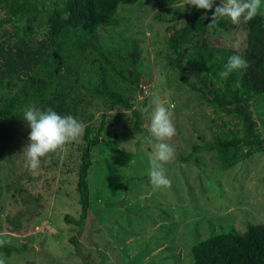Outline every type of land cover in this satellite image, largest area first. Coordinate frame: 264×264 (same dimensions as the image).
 Returning a JSON list of instances; mask_svg holds the SVG:
<instances>
[{"label": "rangeland", "instance_id": "374dc122", "mask_svg": "<svg viewBox=\"0 0 264 264\" xmlns=\"http://www.w3.org/2000/svg\"><path fill=\"white\" fill-rule=\"evenodd\" d=\"M220 3L215 0L212 12L187 5L186 0L121 5L120 25L97 32L107 58V63L101 61L104 82L93 73L92 62L101 57L91 51L82 61L79 77L67 69L54 78L64 86L66 98L65 113L60 115H72L89 127L104 121L118 134L116 149L99 145L92 150L89 218L81 234L64 217L77 220L80 213L76 180L82 138L45 158L32 172L23 154L30 143V127L0 119V239L6 241L2 246L25 248L9 257L0 254L5 264H192L189 249L194 242L228 226L243 232L248 224L264 225V151L229 170L221 168L208 147L214 130L228 118L214 114L181 81L173 67L175 55L166 48L170 35L195 15L211 19ZM58 8L54 0H0V41L3 34L20 36L15 35L19 42L0 50V104L26 79L24 72L16 76L7 71L2 52L34 50L39 57L25 71L43 75L36 66L50 47L45 43L53 35L49 22ZM260 14L264 16V7ZM223 19V28L196 33L194 43L244 51L247 23L233 25ZM132 41L141 47L138 86L127 81L128 68L134 70ZM186 76L195 82L192 70H186ZM103 87L121 93L130 108L96 96L94 91ZM75 93L80 102L72 110ZM157 96L172 114L176 135L170 141L175 157L165 165L171 187L153 191L147 159L153 140L146 126L151 109L149 113L143 109ZM29 103L28 107L39 104L36 99ZM251 111L264 140V95L251 102ZM136 116L139 131L134 130ZM194 146L199 150L194 152ZM71 237L77 238L82 257L69 242Z\"/></svg>", "mask_w": 264, "mask_h": 264}, {"label": "trees", "instance_id": "16d2710c", "mask_svg": "<svg viewBox=\"0 0 264 264\" xmlns=\"http://www.w3.org/2000/svg\"><path fill=\"white\" fill-rule=\"evenodd\" d=\"M54 2L60 8L57 13L54 12V20L49 22L53 35L50 36L51 41L45 43L50 44V47L36 66V70L42 71L43 75H28L25 71L30 66L29 63L39 57L34 50L2 52V55L6 54L4 65L7 71L16 76L24 72L26 79L21 84V89L13 94L9 93L11 96L7 95L2 99L0 119L10 120L16 124H27L23 117L24 110L29 106V102L35 99L39 104L34 105L40 109L47 110L51 107L58 114H64L66 106L64 86L61 87L54 78L67 73V69L75 77H79L83 67L82 61L88 51L100 55V59L92 62L96 66L93 73L104 82L101 61L107 63V58L101 51L98 29L120 25L118 8L121 5H134L140 0H54ZM210 23V18L195 15L190 22L169 36L166 48L175 55L173 67L178 69L181 81L187 84L191 91L197 93L214 114L228 118V122L214 130L213 141L208 149L215 152L221 168L229 170L264 151V140L251 111V102L256 97L264 95V16L258 14L247 22L246 47L242 52L213 48L205 43L195 44L194 35L209 29ZM224 23L225 20L220 19L212 31L223 28ZM15 35L20 37L16 33L9 36L3 34L0 50L7 49L14 41L19 42ZM186 49L188 51L185 53ZM232 55H241L245 58L249 68L244 71H233L226 79H221L219 73L224 70ZM130 56V64L134 70L128 68L127 81L130 85L138 86L140 80L136 67L140 63L141 47L136 41H132ZM52 68L54 69L49 75L47 71ZM186 70H192L195 82L188 81ZM94 94L100 98H107L125 109L130 108L129 101L124 99L121 93L110 92L103 87L96 89ZM73 102L72 110H76L80 102L79 93H75ZM140 126L139 118L136 116L134 130L139 131ZM82 140L84 147L80 155L76 180L80 213L77 220L68 215L64 217L66 223L77 226L78 234L83 232L89 218L90 193L87 177L93 159L92 150L99 145L116 149L118 134L111 125L102 121L98 127L86 126ZM193 150L194 152L199 150V146H194ZM157 217L163 218L160 214ZM69 242L77 255L82 257L77 238L71 237ZM23 249L24 246L21 248L0 246V254L9 257L12 252L21 253ZM189 253L192 264H264V225L248 224L243 232L237 231L233 226H228L224 230L219 229L217 233H211L207 238L194 242Z\"/></svg>", "mask_w": 264, "mask_h": 264}, {"label": "clouds", "instance_id": "9594fccd", "mask_svg": "<svg viewBox=\"0 0 264 264\" xmlns=\"http://www.w3.org/2000/svg\"><path fill=\"white\" fill-rule=\"evenodd\" d=\"M215 0H186L187 5L212 12ZM262 0H221L220 6L215 8L208 25L212 29L218 25L220 19L227 18L233 25L243 21L247 23L260 14ZM249 68L248 61L241 55H232L219 73L221 79H226L233 71H244ZM151 109V111H150ZM149 113L148 131L153 140L151 151L148 153V176L153 191L170 188L171 181L166 174L165 165L173 161L175 148L170 141L176 135V127L172 114L164 102L157 96L143 109ZM24 120L30 127V143L24 149L29 169L36 172L42 161L53 154H60L66 147L79 141L86 129V125L72 115H60L51 107L42 110L35 105L27 107L23 114ZM132 163V161H131ZM6 241L0 239V246ZM0 264H5L0 259Z\"/></svg>", "mask_w": 264, "mask_h": 264}]
</instances>
